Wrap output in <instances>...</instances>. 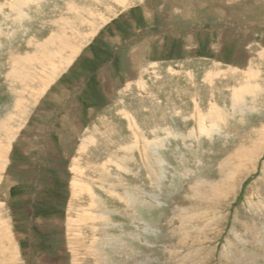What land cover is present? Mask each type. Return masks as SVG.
<instances>
[{
	"label": "rangeland",
	"instance_id": "obj_1",
	"mask_svg": "<svg viewBox=\"0 0 264 264\" xmlns=\"http://www.w3.org/2000/svg\"><path fill=\"white\" fill-rule=\"evenodd\" d=\"M35 1L0 0V121L39 90L28 57L80 49L13 120L0 264H264V0Z\"/></svg>",
	"mask_w": 264,
	"mask_h": 264
},
{
	"label": "bare ground",
	"instance_id": "obj_2",
	"mask_svg": "<svg viewBox=\"0 0 264 264\" xmlns=\"http://www.w3.org/2000/svg\"><path fill=\"white\" fill-rule=\"evenodd\" d=\"M26 1H30V0H26ZM82 1V0H81ZM94 1V0H93ZM109 1V0H108ZM17 2H19V1H17ZM38 2H40L39 0L38 1H35V3H38ZM43 2V1H42ZM75 2V1H74ZM91 2V1H90ZM95 2V1H94ZM122 2V1H121ZM6 3V2H5ZM13 3V2H12ZM22 2H20V4H21ZM28 3H31V2H28ZM33 3V2H32ZM45 3V2H44ZM125 3V2H124ZM7 4V3H6ZM5 4V5H6ZM11 4V3H10ZM15 4V3H14ZM22 4H24V3H22ZM42 4V3H41ZM67 4V3H66ZM77 4V3H76ZM79 4V3H78ZM87 4V3H86ZM92 4H93V2H92ZM108 4H110V3H108ZM30 5V4H29ZM71 5H73L72 4V1H71ZM75 5V4H74ZM88 5V4H87ZM100 5V4H99ZM14 6V5H13ZM31 6V5H30ZM36 6V5H35ZM41 6V5H40ZM70 6V5H69ZM93 6V5H92ZM97 6V5H96ZM71 7V6H70ZM70 7H67V8H70ZM75 7V6H74ZM78 7V6H77ZM6 8V7H5ZM13 8V7H12ZM19 9V8H18ZM79 9V8H78ZM87 9V8H86ZM94 9H95V7H94ZM20 10V9H19ZM81 10V9H80ZM83 10V9H82ZM92 10V9H91ZM97 10V9H96ZM111 10V9H110ZM14 11H16V9L14 10ZM25 11V10H24ZM12 12V11H11ZM66 12V11H65ZM71 11H69V13H70ZM73 12V11H72ZM96 13V12H95ZM110 13V12H109ZM2 14V13H1ZM27 15H29V14H27ZM69 15H71V14H69ZM92 15V14H91ZM4 16V15H3ZM76 16V15H75ZM84 16H85V13H84ZM96 16V15H95ZM80 17V16H79ZM62 18V17H61ZM81 18V17H80ZM95 18V17H94ZM24 19V18H23ZM82 19H84V17L82 18ZM97 20V19H96ZM109 20V19H108ZM20 21V20H19ZM60 21V20H59ZM95 21V20H94ZM54 22V21H53ZM92 22V21H91ZM71 23V22H70ZM73 23V22H72ZM72 23H71V25H72ZM93 23V22H92ZM50 24V23H49ZM60 24V23H59ZM65 24V23H64ZM52 25V24H51ZM75 26V25H74ZM73 26V27H74ZM70 27V26H69ZM81 27V26H80ZM65 30V29H64ZM80 30V29H79ZM75 31V30H74ZM79 32V31H78ZM69 33V32H68ZM61 37V36H60ZM75 37H76V35H75ZM89 37V36H88ZM33 38V37H32ZM62 39V38H61ZM70 40H71V38H69ZM75 39V38H74ZM30 40V39H29ZM46 40V39H45ZM36 41V40H35ZM60 41V40H59ZM32 42V41H31ZM65 41H60V43L62 44V43H64ZM68 41L66 40V42H65V45L63 46V48H65V49H69V50H67V51H65L64 49L63 50H58L59 52H57V53H55V52H53V53H50L49 54V57H40V56H36V57H28L27 59H28V64H29V66L30 65H32L33 66V64H37V66H41V70H42V74H41V76H40V78H39V83L38 84H36V87H38V92L37 93H35V92H31V93H29V90H30V88H25L22 92H21V94L23 95V97L24 96H29L28 98H23V99H18V100H16L15 102H14V105H12L13 107H12V110L10 111V113L7 115V117L5 118V120H2V121H0V130H1V134L2 135H5V139H3V140H0V174L2 175V172L4 171V169H5V163H7V161H8V159H7V155H8V152H9V150H10V142L13 140V136L15 135L14 134V126H12V123H15V122H13V120L15 119V117H21L22 119L23 118H26L27 117V115H28V113H29V109H30V107H31V105L32 104H34L33 106H35V105H37V100H38V98L39 97H41V95H42V91H45L46 89H50V87L48 88V86H50V84L53 82V80H54V78L57 76V74L61 71V70H63L65 67H68L71 63H73V60H74V58H75V56H77V55H79V53H78V51H79V49H80V46H77V47H75L74 46V48L72 49V48H70V47H68V44L69 43H67ZM71 42V41H70ZM74 42V41H73ZM33 43H34V41H33ZM32 43V44H33ZM49 44H47V45H45V47L43 48V50H45L46 51V49H48L49 47H47ZM50 45H52V44H50ZM49 45V46H50ZM58 47V46H57ZM212 48V47H211ZM49 52H52V51H49ZM66 52V53H65ZM15 54V53H14ZM29 54V53H28ZM60 54V55H59ZM262 57H263V55H262ZM58 58H60L61 59V62L58 60ZM59 62V63H58ZM253 62V61H252ZM30 63H33V64H30ZM58 63V64H57ZM185 63V62H184ZM190 65V64H189ZM29 66H27L28 67V75H30V67ZM255 66V65H254ZM253 66V67H254ZM229 68V67H228ZM255 68V67H254ZM203 70V69H202ZM253 70V69H252ZM47 71H49V72H47ZM234 72V71H233ZM245 72V71H244ZM217 73V72H216ZM256 73V72H255ZM259 73V72H258ZM210 74V73H209ZM244 74V73H243ZM245 74H247V73H245ZM17 76V75H16ZM243 76V75H242ZM31 77V76H30ZM248 77V76H247ZM254 77V76H253ZM249 78V77H248ZM256 78V77H255ZM255 78H254V80H255ZM258 78V77H257ZM256 78V79H257ZM17 80H18V77H17ZM31 80L34 82H36V81H38V79H36V76H32V78H31ZM249 80V79H248ZM247 80V81H248ZM254 80H252V81H254ZM56 81V80H55ZM194 81V80H193ZM248 82H250V81H248ZM189 83V82H188ZM257 83V82H256ZM53 84V83H52ZM250 84V83H249ZM253 84V83H252ZM196 85V84H195ZM241 87H243V86H241ZM246 87H247V85H246ZM236 88V87H235ZM245 88V87H244ZM43 89V90H42ZM225 89H227V88H225ZM250 89H251V86H250ZM34 90V89H33ZM32 90V91H33ZM221 91V90H220ZM229 91H230V89H229ZM247 91V90H246ZM222 92H224L223 90H222ZM233 91H231V93H232ZM235 92V91H234ZM241 92V91H240ZM239 92V93H240ZM28 93V94H27ZM235 93H237V92H235ZM242 93V92H241ZM244 94V93H243ZM240 95V94H239ZM252 95V94H251ZM179 96V95H178ZM221 96H222V94H221ZM232 96H233V93H232ZM235 96V95H234ZM237 96V95H236ZM213 97V96H212ZM227 97V96H226ZM221 98V97H220ZM238 99V98H237ZM237 99H235V100H237ZM188 100V99H187ZM233 100V99H232ZM247 100V99H246ZM239 101V100H238ZM249 101V100H248ZM200 102V101H199ZM235 102V101H234ZM214 103V102H213ZM233 103V102H232ZM240 103V102H239ZM255 103V102H254ZM257 103V102H256ZM211 104V103H210ZM217 104V103H216ZM237 103H235L234 104V106L236 105ZM250 104V103H249ZM253 104V103H252ZM214 105V104H213ZM251 105V104H250ZM211 106V105H210ZM227 106V105H226ZM212 107V106H211ZM214 107H216L215 105H214ZM219 107H220V105H219ZM248 107H250V106H248ZM218 108V107H217ZM222 108V107H221ZM251 109L253 108V107H250ZM209 109H210V107H209ZM212 109V108H211ZM214 109V108H213ZM232 109V108H231ZM233 110V109H232ZM237 110V109H236ZM246 110V109H245ZM249 110V109H248ZM247 110V111H248ZM7 111V110H6ZM239 111V110H238ZM145 112V111H144ZM224 112V111H223ZM236 112V111H235ZM198 113V112H197ZM209 113V112H208ZM226 113V115H227V112H225ZM229 114V113H228ZM237 114V113H236ZM246 114V113H245ZM250 114H251V112H250ZM14 115V116H13ZM208 115H211V116H213L212 114H208ZM225 114H223V116H224ZM241 115H243V113L241 114ZM216 116V115H215ZM228 116V115H227ZM236 116V115H235ZM132 117V116H131ZM214 117V116H213ZM213 117H211V118H213ZM224 117H226V116H224ZM243 117V116H242ZM2 118V117H1ZM128 118V117H127ZM204 118V117H203ZM210 118V119H211ZM221 118V117H220ZM229 118V117H228ZM234 118V117H233ZM132 119H133V117H132ZM186 119V118H185ZM199 119H200V116H199ZM234 119H236V118H234ZM16 120V119H15ZM206 120V119H205ZM212 120V119H211ZM226 120V119H225ZM228 120V119H227ZM231 120V119H230ZM241 120V119H240ZM244 120V119H243ZM242 120V121H243ZM150 121V120H149ZM202 121V120H201ZM200 121V122H201ZM215 121V120H214ZM233 121V120H232ZM18 122V121H17ZM203 122V121H202ZM231 122V121H230ZM135 123H136V121H135ZM216 123H217V121H216ZM219 123V122H218ZM224 123V122H223ZM227 123V122H226ZM229 123V122H228ZM264 123V122H263ZM200 124V123H199ZM198 124V125H199ZM221 124V123H220ZM209 125V124H208ZM216 125V124H215ZM263 125V124H262ZM130 126V125H129ZM139 126V125H138ZM200 126V125H199ZM217 126H218V124H217ZM224 126V125H223ZM23 127V126H22ZM21 127V128H22ZM212 127H215V126H212ZM20 128V129H21ZM131 128H132V125H131ZM139 128V127H138ZM211 128V127H210ZM254 128V127H253ZM213 129V128H212ZM216 129V128H215ZM217 129H218V127H217ZM203 130V129H202ZM201 130V131H202ZM207 130V129H206ZM141 131V130H140ZM136 132H137V129H136ZM143 132V131H142ZM219 132V131H218ZM202 133V132H201ZM214 133V132H213ZM253 133V132H252ZM143 134V133H142ZM257 134H259V133H257ZM208 135V134H207ZM210 136H211V134H209ZM144 136V135H143ZM257 136V135H256ZM260 136V135H259ZM16 137V136H15ZM194 137V136H193ZM257 138V137H256ZM15 140V139H14ZM170 140V139H169ZM251 140H254V139H251ZM200 141V140H199ZM16 142V141H15ZM252 142V141H251ZM163 143V142H162ZM148 144V143H147ZM150 144V143H149ZM156 146L158 145V144H155ZM160 145H161V142H160ZM163 145V144H162ZM10 146V147H9ZM146 146H148V145H146ZM152 146H154L153 144H152ZM251 146V145H250ZM85 145L82 147V149H81V151L84 153V151H85ZM251 149V148H250ZM132 150V149H131ZM248 150V149H247ZM12 151V150H11ZM210 155V154H209ZM240 157V156H239ZM9 158V157H8ZM233 158V157H232ZM241 158V157H240ZM110 159V158H109ZM246 159V158H245ZM125 160H126V158H125ZM237 161H238V159H237ZM76 163V162H75ZM78 165V164H77ZM105 166H106V164H105ZM104 166V167H105ZM234 166V165H233ZM104 167H101L100 168V170H103L104 169ZM151 167V166H150ZM83 168V167H82ZM163 169V168H162ZM78 170H80V169H78ZM77 170V171H78ZM97 170H99L98 168H97ZM99 170V171H100ZM5 171H6V169H5ZM4 171V172H5ZM82 172V171H81ZM73 173V172H72ZM74 174V173H73ZM82 174V173H81ZM223 174H224V172H223ZM0 175V177H2ZM103 176V175H102ZM78 177V176H77ZM240 178H241V176H240ZM160 180V179H159ZM163 180V179H162ZM161 180V181H162ZM239 180V179H238ZM101 181V180H100ZM203 181V180H202ZM226 181V180H225ZM229 182V181H228ZM217 183V182H216ZM227 183V182H226ZM72 185V190H73V196H74V198L76 199V201H78L79 202V200H80V198H82V197H84V196H89V198H90V201L91 202H94V203H99V200L97 199V197L95 196V193H94V190L91 188V186L89 185L90 184V179H85V177L83 176V174L81 175V178H75L74 179V181H73V183H71ZM95 184V183H94ZM205 184V183H204ZM207 184V183H206ZM213 184V183H212ZM219 184V183H218ZM229 184V183H228ZM105 185V184H104ZM109 185V184H108ZM230 185V184H229ZM99 186H101V185H99ZM106 186V185H105ZM206 186V185H205ZM237 186H239V185H237ZM115 187V186H114ZM196 187H198V186H196ZM220 187V186H219ZM229 187V186H228ZM236 187V186H235ZM116 188V187H115ZM214 188V187H213ZM223 188V187H222ZM233 188V187H232ZM208 189V188H207ZM209 189H210V187H209ZM227 189V188H226ZM231 189V188H230ZM194 190V189H193ZM198 190V189H197ZM206 190V189H205ZM211 190H212V188H211ZM210 190V191H211ZM223 190V189H222ZM238 190V189H237ZM173 191V190H172ZM178 192V191H177ZM197 193H198V191H196ZM212 192H214V191H212ZM194 193H195V191H194ZM206 193V192H205ZM222 193V192H221ZM119 194V193H118ZM127 194V193H126ZM192 194V193H191ZM198 194H200L201 195V193H198ZM209 194V193H208ZM224 194V193H223ZM125 195V194H124ZM195 195H196V193H195ZM212 195V194H211ZM127 196H129V195H127ZM174 196V195H173ZM193 196V195H192ZM203 196V195H202ZM201 196V197H202ZM218 196V195H217ZM227 196V195H226ZM230 196V195H229ZM123 197V196H122ZM130 197V196H129ZM204 197H205V195H204ZM220 197H221V195H220ZM234 197V196H233ZM124 198V197H123ZM128 198V197H127ZM149 198V197H148ZM195 198V197H194ZM216 198V197H215ZM218 198V197H217ZM121 199V198H120ZM201 199V198H200ZM220 199H222V198H220ZM87 200H88V197H87ZM124 200V199H123ZM129 200V199H128ZM134 200V199H133ZM136 200V199H135ZM195 200V199H194ZM203 200V199H202ZM213 200V199H212ZM216 200V199H215ZM225 200H227V199H225ZM126 201V200H125ZM196 201V200H195ZM204 201V200H203ZM260 201V200H259ZM75 202V201H74ZM83 202V201H82ZM86 202H88V201H86ZM102 202V201H101ZM138 202V201H137ZM216 202V201H215ZM232 202V201H231ZM90 203V202H89ZM136 203V202H135ZM212 203V202H211ZM216 203H218V202H216ZM100 204V203H99ZM104 204V203H103ZM129 204V203H128ZM195 204V203H194ZM214 204V203H213ZM130 205V204H129ZM147 205V204H146ZM204 205V204H203ZM221 205V204H220ZM199 206V205H198ZM217 206V205H216ZM1 207H3V204H2V206H0V209H1ZM87 207V206H86ZM86 207H84V208H86ZM135 207V206H134ZM79 208V207H78ZM81 208V207H80ZM83 208V209H84ZM238 208V207H237ZM92 209V210H91ZM94 209H98V205H94L93 204V206L91 205L90 206V208L88 209V207L86 208V211L88 212V214L90 213V214H94ZM208 209V208H207ZM138 210H140V209H138ZM70 211H74V208H73V206H71L70 207ZM84 212H85V210H83ZM222 211V210H221ZM83 212V213H84ZM88 214H86V212L83 214V215H81V218H82V220H81V226H83V227H88L87 225L88 224H91V226L89 227V229L91 230V234L93 235L92 237H95L96 236V231H97V233H99L98 232V229H96L95 227H96V225L97 224H99V223H93V222H87L88 220H89V216H88ZM1 215V214H0ZM158 215V214H157ZM165 215V214H164ZM80 217V216H79ZM107 218V217H106ZM177 218V217H176ZM69 219H71V218H69ZM73 220V219H72ZM91 220H103V218H92ZM105 220V219H104ZM3 221V220H2ZM69 221H71V220H69ZM71 222H74V221H71ZM187 222V221H186ZM4 223L5 222H3V224H2V231H6L7 229H8V227H6V225L5 226H3L4 225ZM143 223V222H142ZM84 224V225H83ZM250 225V224H249ZM219 226V225H218ZM98 227V226H97ZM247 227V226H246ZM254 227V226H253ZM213 228V227H212ZM250 228H252V226L250 227ZM1 229V228H0ZM214 229V228H213ZM247 229H249V227L248 228H246V230ZM81 230V229H80ZM80 230L78 231L79 233H80V236H81V242H83V244H82V252H81V254H80V252L78 253V254H80V257L82 256V254L83 253H85V254H90V252H87V251H85V250H94V249H92L93 248V246H94V242H92V243H90L91 244V247L90 248H87V244H88V242L86 241V238L85 237H83V239H82V236H84V233L82 234V230H81V232H80ZM250 230V229H249ZM245 231V230H244ZM146 232V231H145ZM190 232V231H189ZM204 233H206V231L204 230L203 231ZM202 232V234H204ZM209 232V231H208ZM207 232V233H208ZM218 232V231H217ZM247 232V231H246ZM253 232V231H252ZM148 233V232H147ZM210 233H212V232H210ZM258 233V232H257ZM201 234V233H200ZM251 234V233H250ZM256 234V233H255ZM259 234V233H258ZM95 235V236H94ZM190 235V234H189ZM244 235H246V234H244ZM262 235V234H261ZM88 236V235H87ZM197 236V235H196ZM260 236V235H259ZM98 237V236H97ZM198 239V238H197ZM200 239V238H199ZM262 240V239H261ZM106 241V240H105ZM242 241H243V239H242ZM256 241V240H255ZM263 241V240H262ZM262 241H260V242H262ZM101 242V241H100ZM99 242V243H100ZM107 243V242H106ZM264 243V242H263ZM165 244V243H164ZM178 244V243H177ZM207 244V243H206ZM234 244V243H233ZM253 244V243H252ZM259 244V243H258ZM188 245V244H187ZM253 245H256V244H253ZM151 246V245H150ZM258 246V245H257ZM1 247V246H0ZM108 247V246H107ZM211 247V246H210ZM262 247H263V245H262ZM249 248V247H248ZM260 248H261V246H260ZM182 249V248H181ZM206 249V248H205ZM96 250H98L99 251V248H97ZM210 250V249H209ZM260 250V249H259ZM261 250H262V248H261ZM2 251H3V249H2ZM101 251H102V249H101ZM171 251V250H170ZM204 251V250H203ZM207 251H208V249H207ZM241 251V250H240ZM258 251V250H257ZM263 251V250H262ZM261 251V252H262ZM191 252H192V250H191ZM205 252V251H204ZM218 252V251H217ZM250 252V251H249ZM251 252H253V250L251 251ZM2 253V252H1ZM199 253V252H198ZM242 253V252H241ZM240 253V254H241ZM254 253V252H253ZM257 253V252H256ZM146 254V253H145ZM208 254V253H207ZM261 254V253H260ZM259 254V255H260ZM101 253H100V257H101ZM104 255H105V253H104ZM119 255V254H118ZM141 255V254H140ZM139 255V256H140ZM202 255V254H201ZM209 255V254H208ZM249 255V253H247V256ZM252 255V254H251ZM256 255V254H255ZM254 255V256H255ZM133 256V255H132ZM132 256H131V258H132ZM136 256V255H135ZM146 256V255H145ZM196 256V255H195ZM194 256V257H195ZM238 256H240V255H238ZM261 256V255H260ZM110 257V256H109ZM242 257H243V254H242ZM241 257V258H242ZM246 256H244V258H245ZM249 257H250V255H249ZM256 257H257V255H256ZM102 258V257H101ZM115 258V257H114ZM137 258V257H136ZM238 258V257H237ZM243 258V259H244ZM251 258V257H250ZM254 258V257H253ZM129 259V258H128ZM127 259V260H128ZM133 259V258H132ZM144 259V258H143ZM146 259H147V256H146ZM172 259V258H171ZM190 259H192V258H190ZM234 259V258H233ZM246 259V258H245ZM244 259V260H245ZM248 259V258H247ZM264 259V258H263ZM262 259V260H263ZM109 260V259H108ZM122 260V259H121ZM123 260H125V259H123ZM131 260V259H130ZM244 260H242V261H244ZM251 260V259H250ZM99 261V260H98ZM135 261V260H134ZM145 261V260H144ZM175 261V260H174ZM204 261V260H203ZM236 261V260H235ZM240 261V259L238 260V262ZM248 261H249V259H248ZM248 261H246V262H248ZM125 262H126V260H125ZM131 262V261H130ZM133 262V261H132ZM136 262V261H135ZM134 262V263H135ZM146 262V261H145ZM154 262V261H153ZM241 262V261H240ZM251 262H253V260L251 261ZM116 263V262H115ZM120 263H121V261H120ZM151 263V262H150ZM249 263V262H248ZM1 264H5V262H1ZM138 264H139V262H138ZM240 264V263H239ZM244 264V263H243Z\"/></svg>",
	"mask_w": 264,
	"mask_h": 264
}]
</instances>
